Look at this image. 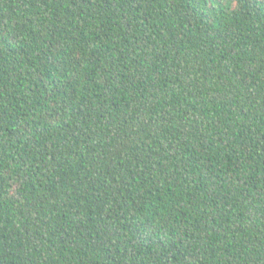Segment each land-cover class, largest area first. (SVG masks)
<instances>
[{"label":"trees","instance_id":"1","mask_svg":"<svg viewBox=\"0 0 264 264\" xmlns=\"http://www.w3.org/2000/svg\"><path fill=\"white\" fill-rule=\"evenodd\" d=\"M0 264H264V0H0Z\"/></svg>","mask_w":264,"mask_h":264}]
</instances>
